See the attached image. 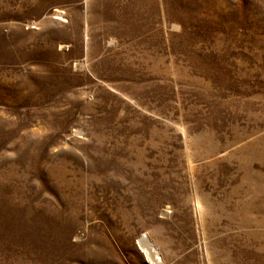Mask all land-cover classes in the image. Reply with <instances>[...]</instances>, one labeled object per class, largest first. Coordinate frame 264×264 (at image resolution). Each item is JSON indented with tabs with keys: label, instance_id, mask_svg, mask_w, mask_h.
<instances>
[{
	"label": "rangeland",
	"instance_id": "obj_1",
	"mask_svg": "<svg viewBox=\"0 0 264 264\" xmlns=\"http://www.w3.org/2000/svg\"><path fill=\"white\" fill-rule=\"evenodd\" d=\"M144 236L264 264V0H0V264Z\"/></svg>",
	"mask_w": 264,
	"mask_h": 264
},
{
	"label": "bare ground",
	"instance_id": "obj_2",
	"mask_svg": "<svg viewBox=\"0 0 264 264\" xmlns=\"http://www.w3.org/2000/svg\"><path fill=\"white\" fill-rule=\"evenodd\" d=\"M58 14H60V13H58ZM198 202V201H197ZM199 203V202H198ZM201 206V205H200ZM199 206V207H200ZM143 241H145V246H143L142 245V247L144 248V251L146 252V254L150 257H152V262L154 263V264H160V262H161V259L159 258V255H158V253H157V250H156V248L152 245V244H150L149 243V238L147 237V236H144L143 237V239H142Z\"/></svg>",
	"mask_w": 264,
	"mask_h": 264
}]
</instances>
